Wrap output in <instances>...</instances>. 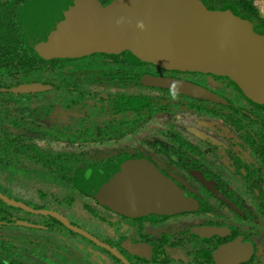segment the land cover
Here are the masks:
<instances>
[{
    "label": "flooded vegetation",
    "instance_id": "af4514ba",
    "mask_svg": "<svg viewBox=\"0 0 264 264\" xmlns=\"http://www.w3.org/2000/svg\"><path fill=\"white\" fill-rule=\"evenodd\" d=\"M101 1L103 5H107L109 0ZM28 24L29 18L27 16V26ZM255 29L256 26L254 25V30ZM138 63L141 64V62ZM153 66H151L150 69H145L146 72L141 77V82L142 78L146 75L186 81L221 97L227 104H216L195 99L181 95L170 89L149 88L141 83L142 87L145 89L136 93L138 95L141 94L143 98H131L130 101L133 108L135 110H142L148 106L151 97H156L157 100L159 99L169 105H167L168 110L161 115L155 116L154 119L143 122L137 132L128 130L123 132V137L122 135L119 137L114 136L115 133L119 134L123 129L121 128V121L114 120L115 122L108 123L105 118L92 117L91 121L95 123V127L100 128L102 131H108L112 136L104 138L98 143L88 140L81 143L79 136L75 135L79 134L83 129L78 125H74L81 116V110L76 108L75 110L66 112L61 110V108H56L55 105L51 115V122L53 124L58 122L62 127L73 132L70 134H73L76 138L69 139V136H71L69 135L64 137L60 143L49 144V149L52 151V158L59 159L61 161L60 163L52 162L53 164H49L47 167L44 166L46 169L42 168L41 172H38V170L31 171L30 169L27 171L26 168L24 172H29L30 175L35 177L39 174L53 173L56 178L64 181V185L70 187L72 191L74 190V193L77 191L75 190L76 178L78 180L80 179L82 186L80 190L77 191V194L81 195L76 196V194H74L70 199L67 198L68 200L66 199L65 201H61V199L57 198L56 202L59 206L64 202L63 204H67L66 206L69 207H73L76 202H79V208L83 210L85 218L87 217V223L84 225L75 223L69 219L67 215L66 218L64 215L60 214L58 212L59 210L49 211V208H45L43 203H39L36 207H32L27 203L15 201V199H10L0 193V195L11 201L18 202L31 209L34 208L33 210L35 211L49 212L53 215L35 214L50 219L51 224L45 223L41 225L39 222L37 223L32 220L25 221L24 219L17 218L13 225H9L1 220L0 225L3 227H12L15 224L22 226L20 223H26L33 226L31 227L32 229L40 231H47L48 229L51 233H54L57 231L56 225L58 224L66 228L70 233L81 236L88 244H85L86 247L84 249H80L74 241L72 242L73 238L65 242V244L59 243L55 247L44 245L37 240L35 242L28 240L29 243L33 242V244H35L34 246L28 244L30 248L35 247L36 250L43 251L42 253L44 255H40V257L36 259L38 263L218 264L215 257L216 253L222 248H227V250L229 249L228 253H224L220 257V260L224 261L222 264H264V159L260 149H258L264 144V132L257 127L245 126L237 128L233 124V115L239 117L240 111L247 114V106L251 105L250 102L261 109H264V106L255 104L227 77L188 71L166 70L158 68L155 65ZM195 77L212 79L219 82L223 89L234 88L236 92L244 98L246 103L242 102L241 104L233 105L228 98L219 95L217 91L197 82L194 79ZM42 79L45 81V76ZM42 79L38 78L37 82L24 83L10 89H0V93H12L10 90L26 84H43L45 86H50L51 89L44 93L25 95L45 94V96H42L43 100L40 104L48 105L54 97L53 93H49L56 91L53 84H46L40 81ZM131 89H133V87H131ZM137 89L138 88H136V91H138ZM133 101H142L144 104L141 107L135 108ZM78 102H82V100L79 99ZM82 103L88 105L89 101L86 99ZM202 107L215 109V112L217 110L219 115L198 113L197 110ZM222 107H227L226 109H229L232 114ZM184 109L188 112L187 117L183 119L185 127L178 132L175 125L181 124V118H183L181 112ZM262 114H264V112H262ZM160 116L168 118L174 116L170 120L167 119L168 124L162 130L163 135H168V142L158 141L154 143L151 146L153 149L152 152L148 151V153H141L138 152V150L132 154L114 152L115 148L111 147L112 144H120L121 141L124 142L129 136H138L139 131L143 127H146V125H149V123ZM251 117L253 119L256 118L254 115ZM201 119H205L202 125V127L205 125V127H203L205 128L203 130L205 132L201 130L199 132H194L193 130L184 132L191 127L201 125ZM218 123L222 124L219 126ZM2 128L3 129H0V146L6 141L7 135V132H5L6 128ZM210 133L215 134L216 137L210 136ZM214 138H218L219 141L216 142ZM73 140L77 143L76 145H71L70 142ZM159 143L161 145H159ZM99 147L103 148V151H101L102 154L96 152ZM142 147H148V143L144 142ZM85 149L87 150L85 151ZM22 158L24 159V157ZM2 159L0 160V177L4 178L6 170L2 169V167H4L3 164H6V162L4 159V163H2ZM73 159L79 164L84 163L83 168L79 166L78 168L75 167V164H72ZM129 159L145 160L151 163L158 171L180 186L186 194L198 200V209L195 212L177 215H150L144 218L132 219L105 207L97 194L95 186L98 171L114 164H120ZM22 164L25 167L30 166L28 161ZM93 166H96L93 170L95 174V192L87 190L83 177L86 174V170ZM73 167H75L76 170H73ZM50 168H52L53 171L49 172ZM66 168H68L67 171H71V173L76 176L75 179L72 180L71 177H68V179L65 177ZM7 174L10 173L8 172ZM199 176L203 177L205 182L201 181ZM178 179H187L191 183L193 182L197 188H195L194 191L188 190V188L177 181ZM71 182L73 185H70ZM0 201L13 208L10 209L7 206H3L4 209H1L4 213L3 218L4 216L11 218L10 216L13 215L12 210L29 212L23 208L12 206L2 199H0ZM229 216L231 217V221L229 220ZM59 217L67 221L71 226L86 232L102 244L107 245L117 252L121 258L110 250L99 246L96 242L84 235L73 231L66 226ZM90 222H92L93 228L88 227ZM148 227L153 228L154 231H150ZM213 228L220 233L208 234L204 231ZM13 239L16 240L6 239V237L0 236V248L8 249L12 247L15 242L19 241V238ZM147 246L149 250L145 251L144 248ZM91 247H96L109 259L105 260V257H101L100 253L96 254ZM136 247L145 251V254L137 256L135 253ZM9 257L10 258H8V256L0 257V264H26L9 260H14V258L17 257V255L13 254V251L9 253Z\"/></svg>",
    "mask_w": 264,
    "mask_h": 264
},
{
    "label": "water",
    "instance_id": "95a60500",
    "mask_svg": "<svg viewBox=\"0 0 264 264\" xmlns=\"http://www.w3.org/2000/svg\"><path fill=\"white\" fill-rule=\"evenodd\" d=\"M28 18L33 43L48 58L74 60L130 52L139 62L161 69L227 77L255 104L264 106V36L232 8L210 10L203 0H113L107 5L101 0H36ZM141 83L227 104L221 97L182 80L146 75ZM50 89L43 84H26L10 92L39 94ZM133 103L135 108L144 104ZM199 179L205 182L203 177ZM95 186L105 207L132 219L190 213L199 207L198 200L145 160L129 159L100 169ZM0 199L33 214L53 216L2 195ZM62 221L120 257L96 238ZM204 231L220 233L214 228ZM144 250L148 251V246ZM228 250L222 248L216 253L218 264L224 263L220 257ZM145 251L136 247L135 253L138 256Z\"/></svg>",
    "mask_w": 264,
    "mask_h": 264
},
{
    "label": "trees",
    "instance_id": "16d2710c",
    "mask_svg": "<svg viewBox=\"0 0 264 264\" xmlns=\"http://www.w3.org/2000/svg\"><path fill=\"white\" fill-rule=\"evenodd\" d=\"M111 1L109 0L108 3ZM203 1L210 10L232 8L239 16L251 21L256 26V32L264 35V19L260 16L254 1ZM35 2L36 0H0V89H10L24 83L37 82L38 78L42 79L45 76V81L43 79L40 81L53 84L56 91L49 93H53L54 97L48 105L40 104L45 94L0 93V129L4 127L7 132L6 141L0 146V157L3 158L2 163L5 159L6 164L3 165L11 175L16 171H24L25 168L27 171L30 169L41 172L42 168L53 164L52 162H61L59 159L52 158L49 144L60 143L64 137L69 135H71L69 139H75L76 136L70 134L73 132L62 127L58 122L54 124L51 122L55 105L56 108H61L66 112L76 108L82 111V113L80 111L81 116L76 121L77 123L74 124L83 128L79 134H75L79 136L81 143L85 140L98 143L111 136L108 131L95 127V123L91 121L92 117L105 118L108 123H113L114 120L121 121L123 129L119 134H114L119 137L127 130L137 132L143 122L166 112L169 106L157 100L156 97H151L146 108L142 110L133 108L130 99L143 98L136 92L145 89L141 85V77L145 74V69H150L153 65L138 63L139 61L130 52L118 56L91 55L70 61L52 60L41 54L36 49L29 25L27 26V16ZM80 63H85V65L81 66ZM79 99L82 102L87 99L88 105L78 102ZM250 104L247 106V114L240 111L239 117L233 115V124L237 128L257 127L264 132V114H262L264 109L256 107L251 102ZM222 108L230 112L226 109L227 107ZM197 111L219 115L217 110L215 112V109L211 108L202 107ZM252 115L256 118L253 119ZM70 143L71 145L77 144L75 140ZM258 149L264 159V144ZM27 161L30 166H23L22 163ZM72 164H75L77 168L84 166V163L79 164L75 159ZM75 167L73 170H76ZM95 168L96 166L89 167L83 176L85 187L92 192H95L93 171ZM51 171H53L52 168L49 172ZM0 205H2L0 206V220L13 225L15 219L8 216L3 218L4 213L1 209L7 205L2 201ZM7 207L13 209L10 206ZM18 240L8 249L0 248V257H5L6 253L8 255L12 251L14 255H17V246L24 245V241L21 242L20 238Z\"/></svg>",
    "mask_w": 264,
    "mask_h": 264
},
{
    "label": "rangeland",
    "instance_id": "374dc122",
    "mask_svg": "<svg viewBox=\"0 0 264 264\" xmlns=\"http://www.w3.org/2000/svg\"><path fill=\"white\" fill-rule=\"evenodd\" d=\"M254 1V5L259 10L260 16L264 19V0H252ZM82 63H80L81 65ZM79 65V64H78ZM82 64L81 66H84ZM197 82L203 84L206 87H209L210 89H213L214 91H217L219 95H222L229 99L230 103L233 105L241 104L242 102L246 103L244 98L239 95L238 92L234 88H225L223 89L219 82H216L212 79H205L204 77H195L194 78ZM187 110L184 109L181 112V124H176L175 127L178 129V132L182 130V128L185 127V122L183 119L187 117ZM174 116H171L170 118L160 116L149 125H146V127H143L139 133L138 136H129L124 142L121 141L120 144H112L111 147L115 148V153L124 152V153H134L138 150V152L141 153H148V151L152 152V145L158 141H167L168 142V135H163L162 130L166 127L168 124V120L172 119ZM199 118V116H198ZM183 120V121H182ZM205 119H201L202 122L201 125H196L194 127L189 128L186 131H194L199 132L200 130L202 132L205 128V125L202 127ZM176 122V121H175ZM219 126L222 123H218ZM218 126V127H219ZM210 136L216 137L215 134L210 133ZM233 136V135H232ZM185 137V136H184ZM216 142L219 141L218 138H214ZM144 142L148 143V147H142V144ZM97 148V147H96ZM95 149V148H94ZM87 149H85L86 151ZM103 148L99 147L96 152L99 154H102ZM2 169L6 170V174L4 175V178L0 177V193L2 195H5L6 197L10 199H15V201L21 202V203H27L31 205L32 207H36L37 204L43 203V206L45 208H49V211H56L64 217L71 219L73 222L78 223L80 225H84L87 223V217L83 215V210L79 208V202H76V204L73 207L66 206L67 204L61 203V207L56 202V199L59 198L61 201H65L67 198L70 199L74 194H77V191L80 190L82 184L81 180L76 179V189L75 193L71 190L70 187H67L63 184L64 181L60 180L59 178L55 177V174L53 173H46V174H40L38 177L30 175V173H25L22 171H16L13 175L7 174L8 169L2 167ZM68 168H66L65 174L66 178L71 177V179H75V175L71 173V171H67ZM180 184L188 188V190L194 191L195 188H197L193 182L191 183L187 179L177 180ZM70 185H73L71 182ZM202 191V190H201ZM200 192V190H199ZM84 196V195H83ZM63 199V200H62ZM67 199V200H68ZM76 199V198H75ZM77 201V199H76ZM81 206V205H80ZM61 208V209H60ZM34 209V208H32ZM62 210V211H61ZM101 211V209H100ZM13 215L10 217L17 220L24 219L25 221H35L39 222V224L43 225L45 223H50V219H46V217H42L41 215H35L30 212H21L17 210H12ZM67 215V216H66ZM91 219V218H90ZM231 217L229 216V220ZM231 221V220H230ZM51 224V223H50ZM57 231L54 233H51L50 230L47 229V231H40L32 228H25L23 226L14 225L12 227H3L0 225V236H3L6 239L16 240L13 238H20V241H24V245L17 246V257L13 259H9L11 261H17L21 263L26 264H40L38 263V259L40 255H44L40 250H36L34 248H30L28 245H35L33 242L36 240L40 243L55 247L57 244L62 243L65 244V242L72 240L74 243L80 247V249H84L88 243L85 239H83L81 236L74 235L70 233L66 228L56 225ZM89 228H93L92 222L88 224ZM150 231H154L153 228H149ZM73 236V237H72ZM27 240H32V243H29ZM27 241V242H25ZM88 247V246H87ZM89 248V247H88ZM96 254L100 253L101 257H105L104 253L101 252L96 247L92 248ZM1 254V249H0ZM9 255V254H8ZM6 253V256H8ZM9 257V256H8ZM109 259L108 257H105V260Z\"/></svg>",
    "mask_w": 264,
    "mask_h": 264
}]
</instances>
